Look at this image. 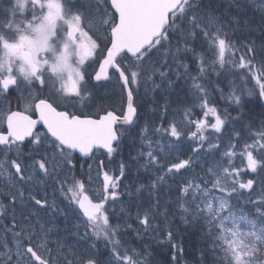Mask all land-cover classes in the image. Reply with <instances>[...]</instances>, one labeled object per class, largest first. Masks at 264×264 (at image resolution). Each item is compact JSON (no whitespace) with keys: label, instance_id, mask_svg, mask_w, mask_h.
<instances>
[{"label":"snow or ice","instance_id":"snow-or-ice-1","mask_svg":"<svg viewBox=\"0 0 264 264\" xmlns=\"http://www.w3.org/2000/svg\"><path fill=\"white\" fill-rule=\"evenodd\" d=\"M0 189V264H264V0H0Z\"/></svg>","mask_w":264,"mask_h":264},{"label":"flooded vegetation","instance_id":"flooded-vegetation-1","mask_svg":"<svg viewBox=\"0 0 264 264\" xmlns=\"http://www.w3.org/2000/svg\"><path fill=\"white\" fill-rule=\"evenodd\" d=\"M89 71H91V69H89ZM107 89L108 90H103V91H101L100 92V95H106L105 93H103L104 91H106V92H108V94H112V92H113V90H114V86L112 85V84H108L107 85ZM118 90H119V86L117 85V86H115V91H117L118 92ZM35 118V117H34ZM43 186L40 188V190L39 191H33V195H37V198H40V197H42L43 195H44V192H45V190L43 191ZM47 192H48V194L51 192L50 191V188L49 189H47ZM27 194V193H26Z\"/></svg>","mask_w":264,"mask_h":264},{"label":"rangeland","instance_id":"rangeland-1","mask_svg":"<svg viewBox=\"0 0 264 264\" xmlns=\"http://www.w3.org/2000/svg\"><path fill=\"white\" fill-rule=\"evenodd\" d=\"M228 1V0H227ZM103 90H108L107 89V85H106V87H104L103 89H100V92L101 91H103ZM103 93H105V94H107V95H111V94H108V92H106V91H104ZM14 103V102H13ZM103 159H104V157H103ZM115 165L113 164V165H111L110 167H114ZM93 176L95 177V173H93ZM248 178H251V177H249V176H246V177H244V179H248ZM42 187V186H41ZM97 187V185L96 184H93L92 186H90V188H92V189H95ZM43 191H44V189H43ZM50 191H51V189H50ZM49 197H51V192L49 193Z\"/></svg>","mask_w":264,"mask_h":264},{"label":"trees","instance_id":"trees-1","mask_svg":"<svg viewBox=\"0 0 264 264\" xmlns=\"http://www.w3.org/2000/svg\"><path fill=\"white\" fill-rule=\"evenodd\" d=\"M227 3H228V1L225 0V4H227ZM101 158H103V156H101ZM164 251L167 252V249H165ZM168 254L170 255V253H168ZM185 259H187V260H192L193 259V256L191 254V250L190 249L185 253ZM182 264H183V262H182Z\"/></svg>","mask_w":264,"mask_h":264}]
</instances>
